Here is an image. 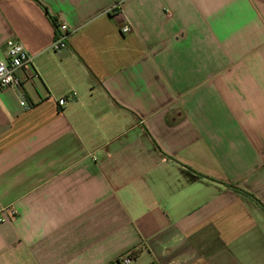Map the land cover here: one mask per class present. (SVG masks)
Wrapping results in <instances>:
<instances>
[{
	"label": "crops",
	"instance_id": "crops-1",
	"mask_svg": "<svg viewBox=\"0 0 264 264\" xmlns=\"http://www.w3.org/2000/svg\"><path fill=\"white\" fill-rule=\"evenodd\" d=\"M116 1L0 0V264H264V0Z\"/></svg>",
	"mask_w": 264,
	"mask_h": 264
},
{
	"label": "built area",
	"instance_id": "built-area-1",
	"mask_svg": "<svg viewBox=\"0 0 264 264\" xmlns=\"http://www.w3.org/2000/svg\"><path fill=\"white\" fill-rule=\"evenodd\" d=\"M122 0H117L113 10L119 11L121 8ZM57 36L52 49L56 52L63 51L68 48V37L70 31L65 23H57ZM131 31L129 26L122 28L123 34H128ZM35 57L31 55L24 46L15 40L7 42L5 59L0 61V92L8 89H20L21 79L20 73H23L28 81H32L37 76L35 73ZM67 104V99L63 98L59 100V105L64 106ZM21 105L30 109L26 101H22ZM8 212L12 217H15L18 213L17 210L11 207ZM5 221L3 214L0 215V223ZM113 264H134V258L130 253L122 255Z\"/></svg>",
	"mask_w": 264,
	"mask_h": 264
},
{
	"label": "trees",
	"instance_id": "trees-1",
	"mask_svg": "<svg viewBox=\"0 0 264 264\" xmlns=\"http://www.w3.org/2000/svg\"><path fill=\"white\" fill-rule=\"evenodd\" d=\"M45 9V11H46V13H47V16H48V18L51 20V22L53 23V25L55 26V28H56V30H57V27H58V24H57V20L56 19H54L53 17H51L50 15H49V13H48V10L46 9V8H44ZM233 187V186H232ZM237 191H239V192H241V193H243V194H247V193H245L244 191H242L241 189H239V188H237V187H234ZM264 207V206H263Z\"/></svg>",
	"mask_w": 264,
	"mask_h": 264
}]
</instances>
